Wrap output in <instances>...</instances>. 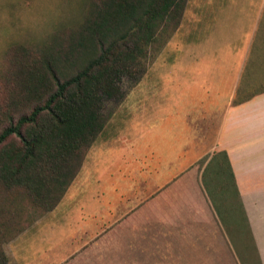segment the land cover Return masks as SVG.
<instances>
[{"label": "rangeland", "instance_id": "obj_1", "mask_svg": "<svg viewBox=\"0 0 264 264\" xmlns=\"http://www.w3.org/2000/svg\"><path fill=\"white\" fill-rule=\"evenodd\" d=\"M86 3L0 0V129L30 110L25 104L11 108L12 101L21 100L18 67L56 33L75 24ZM14 46L20 48L6 55ZM153 63L152 46L140 80L154 79ZM138 82L131 86L128 77L121 78V97L104 103L101 138L123 131L128 137L133 134ZM90 147L47 212L33 208L23 195L0 188L5 264H259L228 170L216 153H203L187 174L161 186L151 182L152 151L138 150L140 158L134 161L121 145L112 144L116 157L110 154L97 162L96 148ZM164 154L163 161L169 157ZM192 154L171 156L188 159Z\"/></svg>", "mask_w": 264, "mask_h": 264}, {"label": "crops", "instance_id": "obj_2", "mask_svg": "<svg viewBox=\"0 0 264 264\" xmlns=\"http://www.w3.org/2000/svg\"><path fill=\"white\" fill-rule=\"evenodd\" d=\"M152 71L154 83L138 82L133 134L100 133L90 147L95 160L116 157L112 144L134 161L138 150L148 149L155 160L151 182L162 186L187 174L203 153L224 152L264 264V0H185ZM186 151L194 154L171 156Z\"/></svg>", "mask_w": 264, "mask_h": 264}, {"label": "trees", "instance_id": "obj_3", "mask_svg": "<svg viewBox=\"0 0 264 264\" xmlns=\"http://www.w3.org/2000/svg\"><path fill=\"white\" fill-rule=\"evenodd\" d=\"M184 4L87 0L75 24L18 67L21 100L12 101L11 108L25 104L30 110L0 129L2 190L23 195L41 212L57 204L102 132L104 103L121 97V78L128 77L131 86L140 80L149 51L153 46L155 56L175 32ZM215 156L223 159L231 179L225 153ZM5 262L0 248V264Z\"/></svg>", "mask_w": 264, "mask_h": 264}]
</instances>
